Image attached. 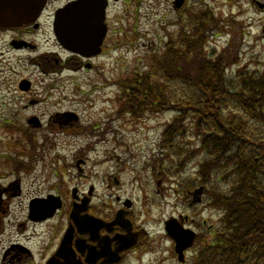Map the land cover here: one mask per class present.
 Wrapping results in <instances>:
<instances>
[{"label":"rangeland","instance_id":"374dc122","mask_svg":"<svg viewBox=\"0 0 264 264\" xmlns=\"http://www.w3.org/2000/svg\"><path fill=\"white\" fill-rule=\"evenodd\" d=\"M194 1L195 7L213 10L219 20L207 21L214 28L212 35H206L210 43L205 47L215 49L214 57L222 54L226 58L230 63L226 73L252 68L264 71V10L254 0ZM170 2L116 3L103 55L88 69L76 71L73 62L62 66L59 57L64 56L50 53L56 47L49 23L32 33L35 49L14 51L0 36V189L11 184L13 188L0 196V256L14 241L32 253V262L23 264H42L66 226L72 191L88 192L93 186L97 202H113L117 194L131 197L155 234H161L163 219L187 214L198 223L196 228L202 235L187 255L186 264L196 263L195 252L207 237L201 220H207L206 225H213L215 230L220 221V214L209 206L206 195L194 207L189 206L185 195L187 187L200 181L197 165L204 156L197 152L190 157L191 153L177 154L175 145L192 151L198 148L197 140L189 129L187 136L174 137L171 145L162 139L175 116L172 110L159 114L144 111L137 118L121 112L125 99H120V83L133 73L151 71L164 45L176 44L181 26L187 24L171 13ZM192 28L188 26L186 38H191ZM221 32L224 35L220 36ZM23 79L30 83L27 91L18 89ZM171 90L181 94L174 85ZM34 100L40 103L31 105ZM58 113L65 114L62 129L53 121ZM32 118H37L41 126L36 127ZM114 177L119 185L112 182ZM210 185L215 183L207 187ZM48 194L59 195L63 208L45 224H28L29 199ZM20 223L28 225L24 231L18 227ZM167 244L160 239L159 250H167ZM162 260L157 262L154 256L145 255L129 264H179L172 253L164 252Z\"/></svg>","mask_w":264,"mask_h":264},{"label":"trees","instance_id":"16d2710c","mask_svg":"<svg viewBox=\"0 0 264 264\" xmlns=\"http://www.w3.org/2000/svg\"><path fill=\"white\" fill-rule=\"evenodd\" d=\"M192 27L191 38L180 34L176 44L164 45L152 73H133L120 83L121 112L137 118L144 111L172 110L162 139L171 145L189 129L197 140L196 150L177 144L175 153L204 156L198 179L206 187L215 183L205 194L220 221L195 264H264V71L227 74L226 58L205 48L214 27L204 22ZM173 85L181 94H174Z\"/></svg>","mask_w":264,"mask_h":264},{"label":"flooded vegetation","instance_id":"af4514ba","mask_svg":"<svg viewBox=\"0 0 264 264\" xmlns=\"http://www.w3.org/2000/svg\"><path fill=\"white\" fill-rule=\"evenodd\" d=\"M71 1L72 0H46L43 11L35 19L34 22L18 28H0V36L7 40V45H9L10 48H14V45L21 46L22 42H27L31 47L23 48L19 51L35 49L37 48V46L34 44L32 33L39 31L41 29V25L49 23L50 34L56 47V50L50 53H52L53 55L60 54L64 56L63 59H60L64 62L62 66H67L68 64H72L71 62H73L75 65H77L76 68H73L76 71H78L77 69L92 68L93 60L99 58L101 55L92 58H86L79 54L70 53L57 44L52 34V22L54 21L56 10L58 8L64 7ZM125 1L126 0H107L104 19V23L107 26V34L109 33V21L111 19L110 14L114 8V5L120 2L125 3ZM200 1L201 0H199V2ZM194 2V0H171V13L175 14L178 20L183 21L184 23H193L195 20H201L200 22H203V18L205 17V15L211 20L216 17L213 10L210 11V9L207 7H195ZM262 4V10H264V2H262ZM147 9H150V7L147 6ZM121 13H125V10H122ZM107 38L108 35L104 38L100 54H103L104 45L107 41ZM56 60L58 61V59ZM38 103L40 102L34 100L31 105H36ZM64 117L65 114L62 113H58L54 116L53 121L58 123L59 129H62L64 127ZM31 121L35 122L36 127L41 126L37 118L31 119ZM80 161L82 163L85 162L84 160ZM112 182L116 185H119L120 183L119 179L116 177L112 178ZM106 186L107 188L112 187L110 184H106ZM90 189V194H88L89 192H84L80 189H77L75 203L76 205H81L82 199L85 196L89 197L86 212L92 217L94 223L91 225V227L83 229L82 227H79L75 221H72V223L70 224L67 213V218L65 221L66 226L61 230L60 236L55 245V248L53 249V252L50 255L44 257L42 264H46L49 257L55 252L62 236L64 235L68 227H70L69 233L71 234V244L74 252L73 259L76 264H129L132 260H141L145 255L154 256V259L157 262L163 261L162 256L164 255V252L172 253L173 256L176 257L174 240L171 239L165 232V221L169 217L175 218L176 223H179L186 228L190 227L195 230V221L187 214L179 213L177 215H170L169 217L163 219L160 225L161 234H155V232L144 221L145 218L142 213L143 211H139L137 209L135 201L131 197L117 194L113 202H97L94 200L96 198V191L94 190L95 188L91 186ZM12 190L13 188L11 185L6 188L3 187L0 189V196L1 194H3V196L7 195L8 191ZM185 195L187 196V200L189 202L191 198L190 191H187ZM70 207L71 203L69 205V208ZM80 215H84V212H82ZM56 216L57 214L52 218V220ZM29 217V214H27L28 224L41 225L51 221L49 219L45 221H34ZM205 224L206 221L203 220L202 225L204 226ZM27 226L28 225H25L24 223L18 224V227L23 229V231ZM207 227V230L209 231L210 225ZM127 239H129V241H126ZM160 239L168 242L167 250H159L158 242ZM13 242L11 243L12 245L5 249L1 254V263L5 264L4 262L6 261L7 264H23L22 261L25 262L26 260L28 262H32L33 258L31 251L19 245V243ZM24 254L26 255L23 260L22 258Z\"/></svg>","mask_w":264,"mask_h":264},{"label":"water","instance_id":"95a60500","mask_svg":"<svg viewBox=\"0 0 264 264\" xmlns=\"http://www.w3.org/2000/svg\"><path fill=\"white\" fill-rule=\"evenodd\" d=\"M44 3L45 0H0V27H18L33 21L41 12ZM258 5L260 8L263 7L259 3ZM105 7L106 0H75L67 4L65 8L59 9L54 22L57 40L73 52L82 54V48H90L93 52L86 55H96L106 31L103 23ZM202 190L203 188L200 187L191 193L193 196L191 203L200 201ZM86 205L87 199L83 207L79 208L73 204L69 215L70 219L83 229L91 227L94 223L89 215H79L82 210H85ZM60 206L61 203L57 197L48 196L46 199L32 200L29 208L31 214L41 220L51 217ZM69 230L70 227L64 234L58 249L46 264H76L73 259L74 252ZM166 231L175 240V251L179 260H183V250L191 246L195 233L182 228L174 222V219L166 222Z\"/></svg>","mask_w":264,"mask_h":264}]
</instances>
